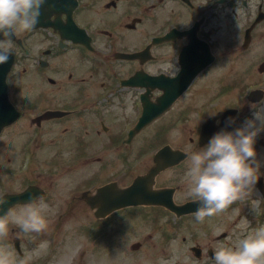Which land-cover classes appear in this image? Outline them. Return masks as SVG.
I'll use <instances>...</instances> for the list:
<instances>
[{
	"label": "flooded vegetation",
	"instance_id": "obj_1",
	"mask_svg": "<svg viewBox=\"0 0 264 264\" xmlns=\"http://www.w3.org/2000/svg\"><path fill=\"white\" fill-rule=\"evenodd\" d=\"M207 1L190 0V6L184 0H63L57 29L33 30L22 38L27 54L22 62L29 67L43 59L46 69L58 71V87L15 88L14 76H10L8 97L18 104L21 100L28 102L25 99L40 100L44 95H58V106H54L58 108V117L39 119L35 118L38 113H33L29 119L19 118L2 129L0 137L5 133L6 143L0 147V154H9L7 161L14 153L20 157L31 153L51 161L48 170L35 175L37 182L30 180V168L17 179L13 173H7L1 182L13 188L20 180L27 181V186L33 183L47 190V202L55 217L57 233L58 217L87 223V264H97L100 256L112 264H125L127 250L131 257L128 264H141L139 252L143 247L144 223L149 224L156 238L161 234L162 239H171L167 235L169 232L166 234L162 230L169 221L162 214H150V205L100 210L96 208L100 204L96 190L109 182L125 187L153 165L167 164L169 158L166 155L157 159L155 155L161 146L169 144L182 149L186 155L177 164L163 167L153 186L160 200L164 201L171 194L172 199L186 194L187 177L182 180L180 175L187 173L188 154L203 146L196 125L191 126L190 114H183L182 119L181 111H174L173 105L149 125L130 134L141 114V95L145 89L136 85L122 86L120 80L142 67L154 75H174L179 50L188 42V37L153 45L152 57L145 63L120 59L117 53L141 48L149 32L160 35L173 26L187 27L190 17L196 18L199 13L205 19L197 31L198 36L212 45L219 44L221 26L216 21V14L210 13L211 17L207 18L203 5ZM236 1L226 0V3ZM68 8H71L76 23L84 28V33L69 31L65 23ZM258 25L264 29V17ZM81 38L87 40V45L78 41ZM30 73L34 80L39 79L37 69L30 70ZM149 90L153 99L164 91L159 86ZM197 115L208 118L206 112ZM184 121L182 130L175 132L168 128L170 124ZM147 128H151V134L144 133ZM47 187L53 190V199ZM164 188H170L172 192L161 191ZM84 191L90 192L89 202L83 197ZM253 202L252 198L240 199L201 221L216 223L222 228L221 237L213 234L210 226H204L203 234L195 236V242L201 243L196 249L197 258L203 264L209 263L210 256L223 242L232 244L248 232L245 226L240 231L235 224L238 221L247 224L251 213H260L258 207L253 210ZM60 206L77 208L76 212L85 210L86 213L58 215ZM261 214L264 216V203ZM192 216L193 213L182 215L181 220L189 223ZM186 228L180 237L183 244L191 235L190 225L187 224ZM132 237L135 240L129 239ZM231 237L232 240H228Z\"/></svg>",
	"mask_w": 264,
	"mask_h": 264
},
{
	"label": "clouds",
	"instance_id": "obj_2",
	"mask_svg": "<svg viewBox=\"0 0 264 264\" xmlns=\"http://www.w3.org/2000/svg\"><path fill=\"white\" fill-rule=\"evenodd\" d=\"M47 8L48 0H0V63L10 56L15 31L39 25ZM179 72L180 66L176 64L175 75ZM251 107L252 116L242 125L231 130L221 127L203 146L188 154L187 195L198 201L197 220L214 215L255 189L262 174L255 143L264 131V102L252 103ZM221 111L206 112L219 123ZM225 121L231 124L233 119L225 117ZM7 199V194L0 192V206ZM259 204L260 200L256 199L253 207ZM47 207L43 201L29 203L14 214L13 222L25 232H39L47 226L44 214ZM8 223L7 214L0 215V235L7 232ZM214 260L215 264H264V225L243 234L235 246L218 247ZM0 264L23 262L17 261L10 252L0 250Z\"/></svg>",
	"mask_w": 264,
	"mask_h": 264
},
{
	"label": "rangeland",
	"instance_id": "obj_3",
	"mask_svg": "<svg viewBox=\"0 0 264 264\" xmlns=\"http://www.w3.org/2000/svg\"><path fill=\"white\" fill-rule=\"evenodd\" d=\"M223 39H225V38L223 37ZM258 42H259V40L255 39L253 44H252V45H254L252 47V49L247 51V52H243V53H241V55H239V57L237 58V62H236L237 63V70H239V71L243 70V69L252 70V64L251 63L256 62L259 59V57H260V55L257 54L256 51H255ZM227 62L229 64H231V68L230 69L229 68L225 69V67H227V64H228ZM221 64H223L225 67L219 65V67L216 70H219L221 72H231V71L234 70V62H231V60L229 58L226 59L225 56H223ZM229 75H231V74H229ZM232 76L233 75H231V77ZM202 81H207V80L201 79L197 83V85L199 86ZM215 81L216 80L214 79L213 83H215ZM203 88H211V87L209 86V87H203ZM230 101L233 102V100H230ZM9 223H12L14 226H17V224L14 223L12 220ZM49 224L50 223H48V221H47V226L43 229V230H45L44 232L53 230V228L48 227ZM205 224L206 223L204 222L203 225H205ZM212 226L215 227L216 223H213ZM47 227H48V230H46ZM59 227H60V224L58 223V229H59ZM197 229H198V231L202 232V228L200 227V225H197ZM218 230H220V226L213 228V231H218ZM42 234H40L39 236L36 237V235L33 232H31V231L23 232L22 230H16L15 232H12L11 230H7V232L5 234L1 235V240H2V243L4 245H7L6 241H9L7 247L10 248L12 246L11 240H13V238L18 235V237L21 240L22 247L26 250V252L28 251L29 254L34 255V254L38 253L40 251V249H42L43 246L46 243V241L44 240L45 239L44 237H46V234L44 236ZM70 237H72V235ZM28 238L29 239L34 238V241H35V243L37 245L36 244L30 245ZM129 239H131V240L134 239L135 240V238H133V237L129 238ZM147 242L148 241H146V243H143V247L141 249L142 258H146V257L148 258V259H144L143 262H155V263L164 262L163 259H162V252H163V250H161L162 246L159 245L156 241L151 242L150 244H148ZM40 243H42V244H40ZM38 245H39L40 249H39ZM76 245H77L76 243L74 244V243L70 242V244H68L67 247L73 246V248L72 247L69 248L71 251H70L69 257H67V262L66 261H64V262L61 261L60 260V255H58V263L57 264H73L72 262H70V260H72L70 255L73 253L74 248L76 247ZM2 247H4V246H0V250H5ZM6 251H8V250H6ZM168 253H170V252H168ZM163 255H164V257L166 256L165 255V251H164ZM13 257L17 258V256H13ZM182 258L183 259H181V261H190V262H192L190 257L183 256ZM169 259H172L173 261L177 260V258L175 256H171ZM96 263L97 264H104L105 260L102 259V257L100 256L99 260H97ZM23 264H25V263H23ZM52 264H55V263H52Z\"/></svg>",
	"mask_w": 264,
	"mask_h": 264
}]
</instances>
